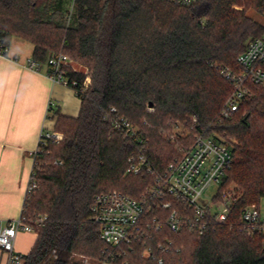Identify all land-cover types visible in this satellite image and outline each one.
Listing matches in <instances>:
<instances>
[{"label":"trees","instance_id":"trees-1","mask_svg":"<svg viewBox=\"0 0 264 264\" xmlns=\"http://www.w3.org/2000/svg\"><path fill=\"white\" fill-rule=\"evenodd\" d=\"M251 7L264 14L263 0H0L2 48L23 40L34 47L32 60L45 65L62 54L87 67L92 80L86 86L85 74L68 69L78 82L79 116L58 114L53 131L63 140L39 145L36 188L22 212L37 240L24 264H73L74 254L112 264H264V236H248L241 224L242 210L264 199V88L252 86L238 112L222 117L233 94L223 72L238 71L248 41L264 35ZM116 115L136 129L134 138L115 128ZM181 127L186 136L172 133ZM199 134L234 141L221 186L235 185L229 220L203 235L166 223L157 230L154 219L165 221L170 209L152 200L140 240L108 246L91 219L95 197L115 190L141 199L155 175L133 174L130 159L144 155L163 173Z\"/></svg>","mask_w":264,"mask_h":264},{"label":"built area","instance_id":"built-area-1","mask_svg":"<svg viewBox=\"0 0 264 264\" xmlns=\"http://www.w3.org/2000/svg\"><path fill=\"white\" fill-rule=\"evenodd\" d=\"M166 1L182 6H192L201 0ZM7 52L8 50L0 46V56H7ZM237 63L238 71L223 72L233 87L232 97L222 112L224 119H229L232 114L238 112L240 104L250 96L252 86L264 88V35L248 41ZM28 67L37 72H41L45 67L46 74L54 81L73 89L78 85L75 79H70L67 75L72 65L71 59L65 55L53 56L45 65L30 59ZM115 111L112 109V112ZM113 123L127 139L136 136V129L127 119L116 115ZM50 138L60 142L63 140V135L54 131H44L40 136V144ZM39 152L40 148L35 156ZM232 162L231 146L224 139L207 137L203 134L196 135L192 146L183 153L181 158L171 162L163 173L154 171L144 155L139 157L137 163L132 158L130 172L135 175L143 171L152 173L155 175L156 185L148 189L141 199L115 190L99 194L91 206V219L99 227L101 239L108 246L127 247L140 240L143 235V226L149 227L147 204L148 201L157 200L161 204V209H170L165 221L157 223V218L154 219L157 230L166 223L173 232L188 229L199 235L206 234L224 225L230 218L233 200L228 192L223 194L221 186ZM212 185L219 186L217 193L209 201L204 200L205 192ZM35 188L36 184L31 179L27 196ZM175 204L185 207L184 212L174 207ZM187 211L192 212L191 216L186 213ZM45 219L41 218L37 224L41 225ZM241 224L248 236H264V213L260 205L245 207L241 212ZM19 232H35L33 226L23 221L22 214L0 228V249L8 256L7 264H24V255L15 250ZM102 264H110V262H102Z\"/></svg>","mask_w":264,"mask_h":264},{"label":"crops","instance_id":"crops-1","mask_svg":"<svg viewBox=\"0 0 264 264\" xmlns=\"http://www.w3.org/2000/svg\"><path fill=\"white\" fill-rule=\"evenodd\" d=\"M22 41V40H21ZM15 38L0 56V228L23 212L42 132L53 131L58 114L77 118L81 99L76 91L28 67L33 45ZM35 232H19L15 250L30 253ZM8 256L0 249V264Z\"/></svg>","mask_w":264,"mask_h":264},{"label":"rangeland","instance_id":"rangeland-1","mask_svg":"<svg viewBox=\"0 0 264 264\" xmlns=\"http://www.w3.org/2000/svg\"><path fill=\"white\" fill-rule=\"evenodd\" d=\"M249 14L255 18L258 22H263L264 23V20H263V15L262 14H259L257 13V10L255 7H251L249 9ZM18 42H23V40L21 41L20 39H18ZM27 46H31L30 43L28 42H24ZM71 65H72V69H75L77 70L79 73H83L87 76L86 78V84L87 85H90L91 84V75H90V71L87 67L83 66L82 64H80L79 62L77 61H74L71 59ZM175 132H178L180 134H184V136H186V134L189 132V130L187 129H184L183 127H181L180 129H173L172 133H175ZM172 140L175 139V136H171ZM225 141L228 142V144H234V141L231 139V137H226L224 136L223 137ZM235 185L233 183H229V187H227L226 189H224L223 191V194L224 192H228V191H231L232 188H234ZM219 189V186L217 185H212L204 194V200H207L209 201L210 199H212L215 194L217 193ZM32 194V192H31ZM260 207H261V211L264 213V199L261 200V203H260ZM71 263L73 264H102V263H99L96 259L94 258H91L89 256H84V255H81V254H74L72 257H71ZM111 264V263H110Z\"/></svg>","mask_w":264,"mask_h":264}]
</instances>
